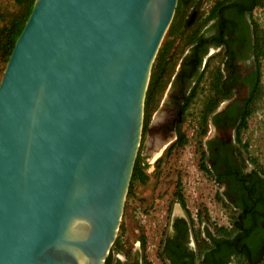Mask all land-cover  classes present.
<instances>
[{
    "label": "water",
    "instance_id": "95a60500",
    "mask_svg": "<svg viewBox=\"0 0 264 264\" xmlns=\"http://www.w3.org/2000/svg\"><path fill=\"white\" fill-rule=\"evenodd\" d=\"M176 0H33L0 76V264H103Z\"/></svg>",
    "mask_w": 264,
    "mask_h": 264
},
{
    "label": "flooded vegetation",
    "instance_id": "af4514ba",
    "mask_svg": "<svg viewBox=\"0 0 264 264\" xmlns=\"http://www.w3.org/2000/svg\"><path fill=\"white\" fill-rule=\"evenodd\" d=\"M259 113L264 0H176L149 70L135 157L152 192L169 197L147 204L143 234L128 249L114 240L103 264H264V164L243 137ZM183 149L210 195L192 209L167 164Z\"/></svg>",
    "mask_w": 264,
    "mask_h": 264
},
{
    "label": "rangeland",
    "instance_id": "374dc122",
    "mask_svg": "<svg viewBox=\"0 0 264 264\" xmlns=\"http://www.w3.org/2000/svg\"><path fill=\"white\" fill-rule=\"evenodd\" d=\"M18 10L19 8L15 3V0H0V27L7 24ZM3 67L4 64L0 60V76ZM244 133L243 137H246L249 140L248 145L250 154L264 164V154L260 153L261 151H264V114L259 113L258 115L252 116L248 122L247 130ZM167 164H169L170 169L175 167L180 171L179 179L183 190V202L187 204L190 209H192L191 205L193 204L206 203L208 201L210 195L207 194L201 178L194 172L190 153L187 150L183 149V151L179 153L176 152ZM164 170V172H168L167 169ZM168 173L165 174V176L162 174V178L168 177ZM162 180L159 187L160 190H163L164 188ZM151 182L152 181H147L144 184L137 182L133 183L132 197L127 199L126 197L124 198L123 211L119 223L121 229L118 227L115 237V240L117 239L123 248H130L137 237L143 234L144 225L146 224L145 222L149 219V213L143 211L146 210L147 204L152 200V202L155 203H162L166 199L165 195L169 197L167 193L162 196L161 194L156 195L155 192H152ZM149 198H151V200ZM136 208H139L142 223L139 222V219H135ZM190 212L193 213L192 210ZM158 218V216H152L154 221Z\"/></svg>",
    "mask_w": 264,
    "mask_h": 264
},
{
    "label": "trees",
    "instance_id": "16d2710c",
    "mask_svg": "<svg viewBox=\"0 0 264 264\" xmlns=\"http://www.w3.org/2000/svg\"><path fill=\"white\" fill-rule=\"evenodd\" d=\"M33 0H15L19 10L12 16V18L8 21L7 24L0 27V60L5 64L7 57L11 51L14 40L18 36L23 23L30 11ZM144 184L146 182V177L143 175V171L141 166L139 165V161L135 158L130 180L127 187L126 199L131 198L133 195V183ZM144 212L146 210H143ZM121 229V225L119 226ZM143 244V238L141 239ZM113 245H117V247L121 248L122 245L116 239ZM123 248V247H122Z\"/></svg>",
    "mask_w": 264,
    "mask_h": 264
},
{
    "label": "built area",
    "instance_id": "2783aa9c",
    "mask_svg": "<svg viewBox=\"0 0 264 264\" xmlns=\"http://www.w3.org/2000/svg\"><path fill=\"white\" fill-rule=\"evenodd\" d=\"M136 212H135V219H139V222L140 223H142V221H141V216H140V212H139V208H136V210H135ZM145 222V221H144Z\"/></svg>",
    "mask_w": 264,
    "mask_h": 264
}]
</instances>
